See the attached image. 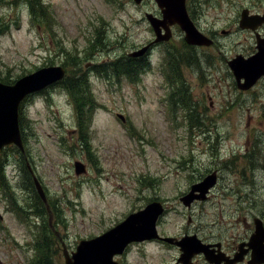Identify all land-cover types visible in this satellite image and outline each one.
Returning <instances> with one entry per match:
<instances>
[{"label": "rangeland", "instance_id": "rangeland-1", "mask_svg": "<svg viewBox=\"0 0 264 264\" xmlns=\"http://www.w3.org/2000/svg\"><path fill=\"white\" fill-rule=\"evenodd\" d=\"M37 1L39 12L30 0H0V81L53 66L64 75L20 108L27 146L0 150L3 162L10 155L0 185V264H47L38 245L43 222L52 224L50 264H66L81 241L157 203L159 237L129 243L115 256L120 264H181L180 246L164 236L197 234L230 251L255 234V220L264 224V76L240 87L230 62L256 50L257 36L241 20L245 9L263 14L264 0H192V19L210 44L188 42L178 24L157 40L147 17L164 19L156 0ZM132 59L131 77L109 65ZM71 75L75 92L64 82ZM208 177V191L193 189ZM39 198L50 210L44 218L34 215ZM193 264L213 263L203 254Z\"/></svg>", "mask_w": 264, "mask_h": 264}, {"label": "water", "instance_id": "water-1", "mask_svg": "<svg viewBox=\"0 0 264 264\" xmlns=\"http://www.w3.org/2000/svg\"><path fill=\"white\" fill-rule=\"evenodd\" d=\"M156 1L163 12L164 19L160 20L150 13L147 14V17L156 31L157 40L170 36V25L180 24L182 29L187 32L186 40L188 42L198 44H210L213 42L208 36L201 33L190 19L187 12L186 0ZM263 23L264 13H256L249 16L248 10H244L241 25L250 27L256 31L257 47L259 49L253 56L247 59L242 58L243 56H239L234 62L236 73L246 78L245 84L241 85L245 88L252 86L258 78L264 76V38H262L261 34L257 31L259 26ZM159 24L163 25L166 29V35H160ZM143 52L144 51L140 52V54ZM46 71H48L49 74L47 73V76L39 78L42 74L41 72ZM63 75L64 72L62 67L53 66L48 69H43L38 73L21 77L15 84H6L0 81V150H2L5 145L12 143L23 147L19 127V108L22 100L30 93L58 81ZM205 181L206 182L202 183V185H198L199 187L194 186L193 189L196 190V188H199V190L204 193L215 184L214 178L210 179V177H208ZM36 185L40 196L46 202V195L38 180H36ZM202 196L204 195L202 194ZM163 210L164 208L161 204L157 203V210L154 212H152L149 207L137 214H133L126 222L96 238L90 241H81L76 252L70 255L71 257L68 254L66 255V264H119L118 261L115 260V256L122 254L129 243L146 238L159 237L156 226ZM255 223L256 232L249 243L251 245L253 244L254 247V263L261 264L264 263V244L262 243L264 241V226L259 219H256ZM110 236H112L114 241L109 243L106 251H102L99 245L103 244V241H106ZM162 239L181 247L182 256L179 259V261L182 262L181 264H192V258L196 254L202 252L205 254L208 261L214 262L215 264L218 262V260L215 261L213 259L209 251L210 244L204 243L197 234L183 237L180 240L171 237H164ZM242 258V255L239 254L236 259L231 260V262L227 264H234Z\"/></svg>", "mask_w": 264, "mask_h": 264}, {"label": "trees", "instance_id": "trees-1", "mask_svg": "<svg viewBox=\"0 0 264 264\" xmlns=\"http://www.w3.org/2000/svg\"><path fill=\"white\" fill-rule=\"evenodd\" d=\"M29 1V0H27ZM190 3H192L191 0H189V5ZM30 5L31 7L36 10V12H39L40 10V7L38 6V1L37 0H30ZM123 61V60H116L114 62H111L109 65L113 68L114 71H117L118 73L120 74H123V75H128L129 77H131V75L133 74V68H132V64L134 63V59L132 60H129V62H126V63H123L122 65H120L119 63ZM72 75H73V72H72ZM68 76L66 79H65V84L70 88V89H74V92H75V88L79 86V81L75 78V76ZM2 80V79H1ZM6 83H10L9 81H6ZM54 86V85H53ZM77 92V91H76ZM32 96V95H31ZM30 97V95L28 96ZM27 97V98H28ZM74 97H75V101H76V105L78 107V111L80 109V106L81 104H83V101H82V98L81 96L79 95V92L76 93V95L74 94ZM27 98L25 99V101L27 100ZM24 101V102H25ZM23 102V103H24ZM21 105V109L23 111V108H24V105L25 103ZM22 111H21V114H22ZM21 120H22V117L20 115V123H21ZM24 130L26 132V128L23 129L22 127V133H24ZM23 140H24V143H25V146H27V141L28 139L25 138V136H23ZM7 149L8 151H11V152H19L20 153V149L17 148L16 146H13V145H10V146H7ZM8 156L7 158L4 159V162L3 160H0V185L3 186L7 183V180L5 179L6 176L4 174V170H3V163H5V165L10 161V155L6 153L5 157ZM26 160L23 162V172L25 174L24 176V180L27 181L28 180V183L30 184V180L32 179V176L30 177V168H26L25 167V163ZM10 182V181H9ZM31 186V184H30ZM30 190L31 188L28 187ZM3 189V188H2ZM4 190V189H3ZM6 192V191H5ZM14 192V191H12ZM39 203H40V206H41V209H38L39 211H37L36 213H34V215H37V216H40L41 218L43 217L44 218V215L46 213H50V210L48 209V207L43 203V201L39 198ZM51 226V223H49L48 226H45V222H43V225H42V228H43V234H44V237H42V239L39 241L38 245L40 246L41 244H43V248L45 250V258H44V261H46L47 264H50L51 262V258L49 257V252H50V242L53 241V239H49V227ZM49 236V237H48ZM52 244V243H51ZM37 249H39L37 247Z\"/></svg>", "mask_w": 264, "mask_h": 264}, {"label": "flooded vegetation", "instance_id": "flooded-vegetation-1", "mask_svg": "<svg viewBox=\"0 0 264 264\" xmlns=\"http://www.w3.org/2000/svg\"><path fill=\"white\" fill-rule=\"evenodd\" d=\"M189 12H190V16H191V18L193 17H195L194 16V12H193V2L192 3H190V5H189ZM161 17H162V13H161ZM161 20V19H160ZM193 20V19H192ZM194 21V20H193ZM195 22V21H194ZM174 27H177L176 25H174ZM178 27H179V25H178ZM264 26H262L261 28H263ZM181 28V27H180ZM255 32V31H254ZM262 34V33H261ZM160 35H162L161 33H160ZM255 35H257V33L255 32ZM211 36V35H210ZM262 36H264L263 34H262ZM212 38H215V36L214 35H212L211 36ZM262 38H264V37H262ZM256 42H257V38H256ZM256 45H257V43H256ZM153 48V47H152ZM152 48H150V49H152ZM258 47L256 46V50H252V54H250L249 56H247V57H242V58H248V57H251V56H253L254 54H256V52H258ZM147 53L145 52L142 56H144V55H146ZM240 53H238L237 55L238 56H241V55H239ZM234 62L235 61H233V62H230V67H231V69L233 70V73H234V75H233V77L235 78V83L238 85V86H240V87H242L241 85H244L245 84V82H246V78L244 77V76H242V75H238L237 73H236V71H235V65H234ZM174 73V70L172 71V73H171V76H172V74ZM259 80V78L256 80V82L255 83H257V81ZM262 80V79H261ZM254 83V84H255ZM253 84V85H254ZM251 87V86H250ZM50 88H53V85L50 87ZM50 88H48V89H50ZM247 88V87H246ZM45 92V91H44ZM170 96H171V94L169 93L168 94V96H167V101H168V103H170L169 102V98H170ZM196 190H198L199 191V188H196ZM196 195L198 196V197H200V194L197 192L196 193ZM246 235V234H245ZM254 234L251 232V233H249L248 234V240H242V241H240L239 242V245H238V247L236 248H234V249H232V250H230V251H226V250H224L223 248H224V246L222 245V243L221 242H217L216 244H217V246H216V248H210L209 249V251L211 252V255L213 256V259L215 260V261H217L218 260V262H217V264H227L228 262H231V260H233V259H236L237 257H238V255L239 254H241L242 255V259L241 260H238V261H236L234 264H256V263H254V260H255V258L253 257V252H254V247H253V244L251 245L249 242H250V239H251V237L253 236ZM241 239H243V238H241ZM241 239H239V240H241ZM236 241H238V240H236ZM263 244H264V241H263ZM217 251V252H216ZM198 257H200V256H198ZM198 257H196V258H198ZM211 263H213V264H215L214 262H211ZM258 264H260V263H258Z\"/></svg>", "mask_w": 264, "mask_h": 264}]
</instances>
